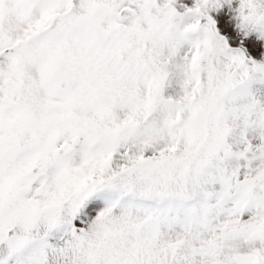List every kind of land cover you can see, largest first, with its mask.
<instances>
[{
	"label": "snow or ice",
	"instance_id": "snow-or-ice-1",
	"mask_svg": "<svg viewBox=\"0 0 264 264\" xmlns=\"http://www.w3.org/2000/svg\"><path fill=\"white\" fill-rule=\"evenodd\" d=\"M0 264H264V0H0Z\"/></svg>",
	"mask_w": 264,
	"mask_h": 264
}]
</instances>
